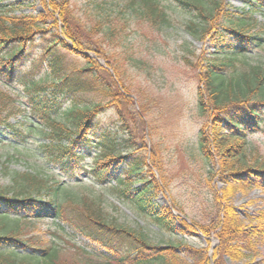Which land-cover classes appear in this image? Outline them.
I'll list each match as a JSON object with an SVG mask.
<instances>
[{"label":"trees","instance_id":"16d2710c","mask_svg":"<svg viewBox=\"0 0 264 264\" xmlns=\"http://www.w3.org/2000/svg\"><path fill=\"white\" fill-rule=\"evenodd\" d=\"M176 1L186 9L196 11L197 21L191 20L187 25L192 35L200 37L211 29L212 24L219 21L222 9V17L229 25L226 31L234 35V46L223 44L220 48L221 30L215 24L212 38L218 50L201 69L203 89L199 96L201 107L211 110L210 123L201 130V149L207 159L217 158L221 172L228 176L223 200L228 199L235 187L257 186L264 190V156L249 165L244 160L246 138L264 128V69L244 61V68L240 70L231 60L234 55L228 52L232 47L235 52L245 54L262 40L257 35H244L249 21L236 15L229 16L219 1ZM252 1L264 7V0ZM44 4L46 12L40 14L0 11V77L9 82L19 81L24 64L35 63L25 74L28 77L25 92L31 114L40 122L45 136V141L39 145L41 153L66 175H73L82 167L101 184L115 179L120 185L117 191L121 198L140 211L150 210L155 220L169 230L184 233L194 230L193 224L185 220L176 226L177 217L172 208L155 203L157 191L164 183L154 168L161 167L157 165V159L148 158L145 142L138 137L123 111L122 104L127 107L133 104L132 92L124 84L119 66H115L114 77L89 53L92 44L87 33L95 36L102 32L109 36L115 28L108 25L110 21L106 16L96 19L88 31L61 2ZM143 5L144 13L152 22L168 21L159 1L143 0ZM56 12L60 18L55 17ZM49 19L51 27L44 25ZM39 43L40 50L34 53ZM95 43L96 54L105 55L99 40ZM68 54L80 57L83 64L77 65L68 59ZM44 63L48 71L44 78L37 79L35 71ZM227 67L232 68L228 76L225 75ZM89 93L100 94L104 100H86ZM15 102V97L0 90V127H14L10 114ZM65 104L67 108L62 110ZM111 107L118 114V130L101 122L102 114ZM137 118L143 120L142 116ZM88 157L93 159V165L82 166ZM22 180L25 184L19 183ZM12 181L20 185V189L15 185L13 188L0 187V211L7 212L1 217L13 214L17 218L44 214L56 218L64 216L57 201L60 186L55 188L50 180L31 173H14ZM136 183L139 185L133 188ZM44 193L48 198L42 197ZM216 200L220 207L211 224L199 225L204 235L213 233L219 241L212 254L205 248L182 241L179 245L165 247L153 245L146 234L115 224L86 205L82 210L85 222L76 226L108 252L99 257L110 264H225L222 256L240 258L246 248L245 242L264 238V214L256 225L247 229L232 205L223 204L219 196ZM9 229L0 234V252L7 251L0 253V264H16L17 251L29 250L33 251L30 257L37 260L35 264H67L59 262L56 251L41 246L34 237L21 238L22 231L17 224Z\"/></svg>","mask_w":264,"mask_h":264},{"label":"rangeland","instance_id":"374dc122","mask_svg":"<svg viewBox=\"0 0 264 264\" xmlns=\"http://www.w3.org/2000/svg\"><path fill=\"white\" fill-rule=\"evenodd\" d=\"M53 1L61 2L88 31L96 19L106 16L110 21L108 25L115 28L109 36H104L102 32L95 36L87 33L92 49L89 45L87 48L91 49L90 55L114 77L115 66H119L123 73L122 80L132 92L133 104L131 107L122 104L123 111L138 137L145 142L148 158L157 159V165L161 167L154 168L157 177L164 183L163 188L157 191L155 203L172 208L177 217L176 226L185 220L193 224L194 230L187 233L171 231L159 224L150 210L140 211L119 196L117 190L120 185L115 179L101 184L82 167L77 168L73 175H66L48 162L39 148L45 136L39 127L40 122L31 114L25 92V82L28 81L25 74L35 64L30 61L22 67L19 81L9 82L0 77V90L16 98L15 108L10 114L14 127H0V187L15 185L19 188L20 185L12 181L14 173L37 174L50 180L55 188L60 186L57 201L65 214L59 218L45 214L27 218H17L15 214L1 217V214L7 213L3 210L0 211V234L17 224L22 231L21 238L34 237L41 246L55 250L59 262L110 264L99 257L108 252L76 226L85 222L82 212L85 205L94 213L101 212L115 224L146 234L153 245L165 247L179 245L182 241L205 248L209 254L213 253L219 241L213 233L204 235L199 225L211 224L216 216L220 207L216 203V196L221 197L223 204H230L236 209L247 229L256 225L258 218L264 214V190L257 186L235 187L228 199L223 200L228 176L221 172L219 160L207 159L201 149V130L210 123L211 115V110H204L199 102L203 89L201 69L218 50L212 38L215 24L221 30L219 47H223V44L234 46V35L226 31L229 25L222 17L223 9L219 12V21L214 22L211 29L200 37L187 30L191 20L197 21L196 11L186 9L176 0H157L168 18L167 22L162 23L148 19L143 0H2L0 11L40 14L46 12L44 3L48 5ZM215 1L224 6L229 16L236 15L249 21L244 35H257L262 40L245 54L229 48L228 52L234 55L231 60L240 70L244 68V61L264 69V7L252 0ZM55 17L60 18L58 12ZM51 23L49 19L44 25L51 27ZM97 40L105 55H98L93 50L97 49ZM39 50L40 43L34 53ZM68 59L77 65L83 64L81 58L74 54H68ZM47 71L44 63L36 69V78H44ZM231 71L232 68L227 67L225 75L228 76ZM85 99L100 102L104 97L89 93ZM65 108L67 104L62 110ZM138 115L144 121L138 119ZM101 118L104 126L118 130V114L114 107L104 112ZM123 152L128 153L127 150ZM261 156H264V128L246 138L244 160L249 165ZM81 164L91 167L93 159L88 157ZM19 183L25 184L24 180ZM138 185L134 184L133 188ZM42 197L48 198L45 193ZM245 245L242 257L224 255V263L264 264V238H252ZM32 252L17 251L16 264H35L37 260L29 255Z\"/></svg>","mask_w":264,"mask_h":264}]
</instances>
